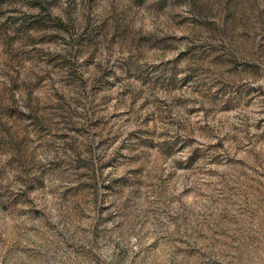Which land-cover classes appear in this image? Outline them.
<instances>
[{"label":"rangeland","instance_id":"rangeland-1","mask_svg":"<svg viewBox=\"0 0 264 264\" xmlns=\"http://www.w3.org/2000/svg\"><path fill=\"white\" fill-rule=\"evenodd\" d=\"M0 264H264V0H0Z\"/></svg>","mask_w":264,"mask_h":264}]
</instances>
